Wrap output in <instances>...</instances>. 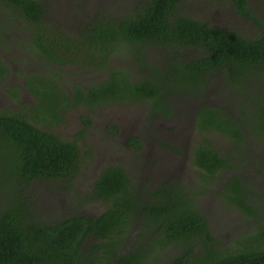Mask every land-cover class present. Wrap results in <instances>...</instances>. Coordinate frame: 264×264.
I'll use <instances>...</instances> for the list:
<instances>
[{
	"label": "trees",
	"instance_id": "trees-1",
	"mask_svg": "<svg viewBox=\"0 0 264 264\" xmlns=\"http://www.w3.org/2000/svg\"><path fill=\"white\" fill-rule=\"evenodd\" d=\"M44 1L0 0V8L9 11L8 4H11L18 15L10 17L20 19V24L13 21L4 24L0 13V33L6 35L11 27L19 33L15 36H27V40L5 37L4 41L33 48L34 56H42L47 62L60 67L80 63L89 72H92L90 68L96 72L100 67L110 77L120 80L97 85V91L104 95L82 93L74 102L92 108L95 104H105L109 101L108 95L119 92L117 99L131 102L147 99L154 110L166 109L169 114L172 109L164 101V90L186 92L190 97L202 95L204 101L201 99V108L192 123L201 140L191 172L199 176L200 184L189 179L171 181L157 188L150 198L141 199L135 196L136 191L123 170L112 166L90 183L92 199L107 204L100 216L64 213L54 210V206L48 208L47 194L41 191L39 198H27L25 187L73 190L82 158L91 154L79 149L73 141L43 130L58 119L54 114L64 110L62 101L69 102V98L62 93L60 99L52 102L46 93L45 100H41L49 108L29 112L18 106L16 111L1 110L0 264H264V224L249 229L234 223L230 231L234 241L222 247L215 240L209 217L189 202L184 189L188 186L190 192L191 186L194 195L208 191L205 184L215 172L222 170L223 174L234 166L236 150L246 144L248 134L264 139V31L247 38L233 30L209 26L177 12L184 0H106L109 5L101 1L94 5L93 11L84 13L85 20L78 27L65 26L57 20L68 28L63 29L48 24ZM217 1L228 2L240 16L258 22L247 7L248 0ZM125 3L128 9L120 13ZM114 15L120 17L116 20ZM149 42L164 44L168 49L186 45L206 54L183 62L169 51L166 72L153 68L154 73H165L164 81L142 80L141 85L133 82L129 74L113 68L114 53L118 52L115 59L118 63ZM119 65L124 67L123 63ZM6 70L0 59V77ZM177 72L181 73V81L178 78L165 81L172 78L167 73L174 76ZM220 74L223 82L228 83V92L235 89L236 95L244 99L245 107L237 103L235 112L227 111L225 102L205 100L211 76ZM216 134L219 142L213 144L212 136ZM219 196L237 204L251 221L255 219V212L245 205V194L238 184L224 185ZM77 200L79 204L82 202L80 198ZM43 205L46 209L39 214L38 207L44 208ZM71 205L78 204L74 201ZM52 211L57 217L52 216ZM28 238L40 239L43 245L27 252L23 242Z\"/></svg>",
	"mask_w": 264,
	"mask_h": 264
},
{
	"label": "flooded vegetation",
	"instance_id": "flooded-vegetation-1",
	"mask_svg": "<svg viewBox=\"0 0 264 264\" xmlns=\"http://www.w3.org/2000/svg\"><path fill=\"white\" fill-rule=\"evenodd\" d=\"M84 3L85 2H82V4ZM8 8L13 10L15 9L11 4H8ZM127 9L128 4L125 3L124 8L119 10L120 13H123ZM68 11L69 9L67 10V13H60L63 15L61 19H57L55 12H51L47 15V21H49L48 23H50L52 27L53 25L62 27L61 24L57 22L58 20L64 23L65 26H70L72 21L71 15H69L70 19L67 15ZM0 13L4 16L3 18H6L10 21L15 20L14 18L9 19V14H11L9 11H5L4 9L0 8ZM117 17L120 16L114 15L116 20L118 19ZM4 27L5 26H2V28ZM8 31L9 32H7L6 35L0 33V59L2 60L3 64L7 66V70L3 71L2 76L0 77V111L7 109L16 111L18 106H23L24 109L29 112L35 111L36 109L42 110V108L50 107V105L47 103L45 104L41 100H45L46 93L52 100L55 98H57V100L60 99V97L63 96L62 93H65L69 98V102L67 100H63L62 106H64V109L69 107L67 114L62 117L64 110H60L57 114L49 109V111L55 113L54 115L55 117L57 116L58 119H56L51 126L43 128V130L46 132L50 131L54 135L60 137V139H69L73 141L81 150H83L84 145H92L93 148L89 149V153L91 154H87L85 155V157L87 156L86 158H82V165L76 177L79 176L81 179L80 174L83 172L89 173L91 170L90 166L96 164L98 156L97 152H94V150L98 145L100 148L97 149L104 155V164H102V167L96 172L97 175H100L99 173L103 172L109 167H119L123 170L125 177L129 180L130 185L134 187L135 191H137L139 187L146 188L148 186L149 179L152 178H155L153 187L164 181H175L176 177L182 181L189 179L194 181L195 184H200L199 176L196 177V174L191 171L193 169L192 161L194 160V154H196V150L199 148L201 140L198 138L192 123L194 116H196V112L201 108V103L198 104V106H195V109L192 110L190 117H188L190 111H188L187 108H184L185 102L182 101L186 97L190 98V96L186 94V92H171L170 89L163 91V96L165 97L164 101L167 103V107L172 109L169 114H167L166 109H161L159 111L154 110V105L150 100L147 99H141L137 102L117 99L119 92L114 95H108L109 98L106 99L109 101L105 102V104H95V107L92 108L84 104L76 103L74 102V98L78 99V94L82 95V93H90L104 95L100 91H97V85H101L106 81L120 80L118 78L110 77V75L100 67L97 68L99 70L96 72H93L94 69L90 68L92 69V72H89V68L83 67L80 63H75L74 66L70 67H60L51 61L47 62L42 56H34L32 53L33 48L23 49L21 48L22 43H20L18 46L11 41H4L6 40L5 37L8 40L9 38L27 40V36L25 35L15 36V34L19 33L15 30H12L11 27H8ZM185 46L186 45L177 48L174 47V49H168L164 46V44L159 45L149 42L148 46H140V49L137 53L129 54V56L126 57L125 60L121 61V63L130 67V78L133 82H138L139 85L142 84V80L155 81L154 76L163 81L165 79V73H154L153 68L159 67L162 72H166V68L164 66L165 62L167 61V57H169L167 55L169 54V51L172 53L171 55H177L178 60H182L183 62H187L195 57H199L202 54H206L204 50L188 48ZM132 68L135 69L134 72H132ZM66 69L71 72L69 73L70 75L65 74L63 70ZM167 74H170L173 80L174 78H178L181 81V73L177 72L174 76H172V73ZM48 82H51V85L47 86ZM56 84L59 86L58 88L54 87ZM44 85L50 90L46 89L44 91H39L44 87ZM118 86L119 89H122L121 84ZM159 86L164 87L162 84H159ZM61 89L63 92L60 91ZM37 93L40 94V98L38 97ZM84 96L87 97L88 95ZM114 106L121 107L124 111L128 112L129 119L132 120L134 126H128L130 121L121 119V115L112 116L113 113L110 111L114 109ZM104 111V117L100 119ZM187 118L189 121L186 123L185 119ZM66 119L68 120L65 122ZM96 122H98L100 127H97V129L93 132ZM63 124L67 125L64 127ZM159 124H165L166 128L164 131H167V133L170 135L178 134L180 135V138H174L171 142L163 132L162 134L167 138V140L165 137H160V131L157 130ZM78 125L79 131L74 130L75 127H78ZM57 126H61L60 128L68 133L75 132L71 137L63 138L55 131ZM120 138H122L121 141ZM177 147L183 148L181 151V154L184 155L183 158L178 157L177 153H180V149L176 150L175 148ZM234 149L236 150V148ZM175 150L177 153H175ZM157 151H161L162 154L169 156L157 157ZM186 158L188 162L186 161ZM140 166L142 169H140ZM221 171L219 170L215 172L214 177L212 180L208 181L207 184H205V187L209 189V187L215 186L218 182H220L219 178L221 176L220 174H222ZM184 174H186L185 178ZM147 176L148 178H145ZM88 178L89 176L86 178V180H84V183L88 185L89 189L86 196L85 193L82 195L83 200L80 204L77 199L81 195L78 194L79 192H77V189H75L74 184L72 188L73 190L59 188L48 191V189L44 188L42 194L48 192V196L51 199L48 208L50 206H54V210L57 209L58 211H62L64 213L73 212L97 217L100 216L101 213L106 210L107 204H102L100 201L95 202L92 199L90 195V185L93 184L94 180L98 177L95 179L94 177L90 179L91 182ZM136 178H138V186H134L133 183L134 179ZM141 179L146 181V187H142V182H140ZM74 180L76 181V179ZM140 192L142 193V191ZM40 193L41 192H39V195ZM66 193L69 195L65 196L64 194ZM152 193L145 194L144 192L143 195H145L147 198H150ZM139 195L140 194L137 192L135 193V196L138 198H140ZM24 196L31 198L34 197V193L27 192L24 194ZM74 201L78 204L75 207L71 205V203ZM85 202L87 203L86 207H84ZM58 203L60 205H58ZM98 203H101L98 208H92L93 205ZM198 207L200 213L207 216L204 212H202V208L200 206ZM50 213L52 216L57 217V213L55 211ZM228 213V215L231 214L234 216L239 215L241 217H245L244 220H239L238 226L241 228L247 227V225L252 222L250 217L245 216L241 209H236ZM42 219L45 220V217ZM212 223L213 222L211 221L210 226H212ZM213 231L215 232L214 229ZM26 245V251L31 253L35 251L37 245L42 246L43 244L40 239L34 240L32 238H28L23 242V246ZM93 250L97 249L94 247Z\"/></svg>",
	"mask_w": 264,
	"mask_h": 264
},
{
	"label": "rangeland",
	"instance_id": "rangeland-1",
	"mask_svg": "<svg viewBox=\"0 0 264 264\" xmlns=\"http://www.w3.org/2000/svg\"><path fill=\"white\" fill-rule=\"evenodd\" d=\"M102 1V2H101ZM46 2V8L48 10V14L51 12H55L57 18H62L63 15L60 13H67L68 16L71 15V25L74 27H78L81 25V23L85 20L84 13L89 12L91 9L93 11L94 5L98 4L99 2L103 3L106 2V5H109L110 3L106 0H45ZM82 2H85L82 4ZM72 4V5H70ZM96 6V5H95ZM247 7L251 14L258 20L257 23H255L251 19H246L242 16H240L235 9L228 3V2H219L217 0H184L179 5V10L177 12L182 14L190 15L193 18L202 20L203 22L214 26V27H221L229 30L236 31L240 33L241 35L252 38L257 36L259 33L264 31V0H248ZM52 10V11H51ZM59 10V13H58ZM6 11H8L6 9ZM11 14L18 15L15 13V10L11 9L9 10ZM14 12V13H12ZM9 14V15H11ZM13 16V15H12ZM15 20L13 21L14 24H20L18 19V16H15ZM13 17H9V19H12ZM48 19V17H46ZM3 23L7 24V22H11L10 20L3 18ZM70 19V16H69ZM81 22V23H80ZM3 24V25H4ZM50 25V23H48ZM64 29V27H63ZM77 29V28H76ZM74 30V28L69 29ZM75 34V31L72 33ZM21 48L24 49L23 45ZM118 52L114 53L115 57L113 58L112 66L113 68H116L121 73H127L129 74L130 67L128 65L120 66L121 60L118 61V63L115 61L116 54ZM135 69L132 68V72H134ZM71 72H65V74H68ZM70 75V74H68ZM155 81H161L158 77L154 76ZM164 81V80H163ZM165 81H175L172 78ZM210 87H208V96L205 95V100L207 102L211 103H221L225 102L227 104L226 110L227 111H236V108L234 106L237 105V103L240 104V106L245 107L244 105V99L242 97H238L237 91L235 89H232L230 92L226 88L228 87V83L223 82L221 74L217 76H211L210 80ZM40 84V83H38ZM48 89L45 85L42 89L39 91H44ZM50 90V89H49ZM260 89H258L259 91ZM69 92V91H68ZM224 94L221 96L218 93ZM249 92V91H248ZM216 95L221 96L220 98H217ZM227 96H231L227 97ZM202 95H194L193 97H186L184 100L185 106L184 108H187L189 112L188 117L191 116V112L193 109H195V106H198V104L201 103ZM203 100V99H202ZM57 98H55L52 102H56ZM204 101V100H203ZM255 104V103H254ZM253 105V104H252ZM254 109L255 106H252ZM69 110V107L64 109V112L62 113V117L67 114ZM247 110V108H246ZM110 112L113 113L112 116H119L121 115V119L130 121L128 123V126H134V123L131 119H129L128 112L124 111L121 107L114 106V109H112ZM183 113V112H182ZM105 111L101 115L100 119L104 117ZM134 115V113H133ZM230 115V114H229ZM235 115V114H234ZM72 117V115H71ZM68 119L65 120V122ZM189 119H185V122L187 123ZM238 122H241L240 119L237 120ZM137 123V121H136ZM139 124V123H138ZM156 124V123H155ZM62 125V124H61ZM67 124H63L65 127ZM140 125V124H139ZM61 126H57L55 128V131L59 133L63 138H69L72 136V133H68L60 128ZM99 128L98 122H96V125L93 128V132ZM166 128L165 124H159L158 125V131H160V137H165L162 132L169 138V140L172 142L173 139H179L180 135H170L167 133V131H164ZM53 129V128H51ZM74 130L79 131V125L78 127H75ZM84 138V136H83ZM166 138V137H165ZM200 138V137H198ZM219 136L216 134V136H212V143L219 142ZM122 138H120L121 141ZM167 140V138H166ZM246 144L243 146H240L236 150L237 158L234 160V166H230L228 171H225L219 179L220 182H218L215 186L209 187V190H203L201 193L194 195L192 190L193 189L190 185V192L188 190V186H184L185 192L188 195L189 202L193 203L195 206H200L203 210V212L209 217V219L213 222L212 228L215 230V236L218 244L222 247L228 246L231 242L234 241V237L232 234H230V231H233V226L235 224H239V220H244L245 217H241L239 215H228V212L234 211L236 209H240V207L235 204L234 202H229L228 200H224L219 196V193L223 191L224 185H235L238 184L240 186V191L242 190L243 194H245V205L251 207L253 209V213L255 212V219L247 225L246 228L249 229H255L260 224H264V139L262 137L255 136L253 134H248L245 137ZM176 143V142H175ZM145 146V144H144ZM217 146V145H216ZM90 148H93L92 145H88L83 147V151H89ZM100 148V146H96L94 152H97L98 159L96 161V164L93 166H90L91 170L88 172H83L81 175V179L76 177V186L77 192L81 195L80 198L83 200L82 195L85 193V196L88 192V185L84 183V180L89 176L90 179L94 177H98L97 171L102 167V164H104V155L97 149ZM218 148H221L218 146ZM180 149V153H177L175 150V153H177L179 158H183L184 155L181 154V151L183 150L182 147L175 148ZM235 152V150H233ZM157 157H166L169 155L162 154L161 151H157ZM84 155V154H83ZM87 157V156H86ZM85 157V158H86ZM103 161V163H102ZM186 161L188 162L187 158ZM140 169L142 167L140 166ZM95 171V172H94ZM135 172V170L133 169ZM100 174V173H99ZM149 176V175H148ZM145 177V178H148ZM186 177V174H184V178ZM155 178L149 179L148 186L146 187V181H143L144 179H141L140 182H142V187H139L137 189V193L140 194L139 197L148 199L144 194L152 193L157 188L161 187L164 184H168V182H161L160 184L154 185ZM157 180V179H156ZM176 181L179 180L178 177L175 178ZM75 181V180H74ZM229 182L231 184H229ZM134 186H138V178L134 179L133 181ZM195 183V182H193ZM192 184V183H190ZM141 186V185H140ZM25 193L31 192L34 193V199H37L40 197L39 192L43 191L44 188L41 186H35L31 188L25 187ZM142 191V193L140 191ZM45 194L48 195V192ZM65 196H68L69 194H64ZM63 196V197H65ZM49 201H51L50 197L48 196ZM68 199V198H67ZM40 205V204H39ZM49 205V204H48ZM47 205V206H48ZM58 205H60L58 203ZM101 203L93 205L92 208H98ZM87 206V203H84V207ZM41 207H38L40 209L39 214L43 213L45 211V205ZM221 216V217H220ZM243 216V215H242ZM232 227V229H228V227ZM226 241V244L224 242ZM223 244V245H222Z\"/></svg>",
	"mask_w": 264,
	"mask_h": 264
}]
</instances>
